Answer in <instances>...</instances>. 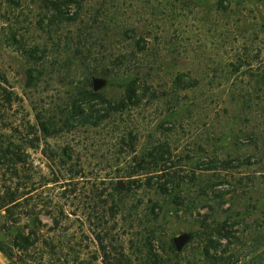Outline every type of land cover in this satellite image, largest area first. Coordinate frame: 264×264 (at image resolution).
<instances>
[{"label":"rangeland","instance_id":"obj_1","mask_svg":"<svg viewBox=\"0 0 264 264\" xmlns=\"http://www.w3.org/2000/svg\"><path fill=\"white\" fill-rule=\"evenodd\" d=\"M78 1L80 15L105 17L107 25L88 27L80 47L70 38L79 22L65 19L75 0H0V185L34 203L45 236L53 226L47 212L63 206L55 233L62 240L76 233L80 246L56 253L54 264H101L103 256L82 214L87 209L64 203L63 188L43 184L42 176L65 173L67 164L91 178L122 174L130 162L117 153L116 136L128 118L137 124V148L167 142L180 176L176 186L166 183L169 195L146 187L124 192L115 232L133 262L264 264V0ZM142 46L127 57L129 72H149L165 95L148 102L146 95L129 117L96 127L62 126L84 80L118 99L127 71L113 66L112 54ZM178 74L194 85L169 91ZM94 77L103 80L97 89ZM92 103L104 107L97 98ZM41 123L58 130L47 135ZM16 158L22 162L14 167ZM114 181L124 190L123 178ZM6 222L0 210L2 242L13 233L2 229ZM180 233L188 238L176 249Z\"/></svg>","mask_w":264,"mask_h":264},{"label":"trees","instance_id":"obj_2","mask_svg":"<svg viewBox=\"0 0 264 264\" xmlns=\"http://www.w3.org/2000/svg\"><path fill=\"white\" fill-rule=\"evenodd\" d=\"M72 1V0H69ZM80 2L75 0L77 9L72 16H66L67 20H77L79 23L78 29L70 36L77 47L86 44V35L89 33L86 29L104 28L106 31L107 25L105 17H95L80 15ZM80 15V16H79ZM99 20V21H98ZM116 41L121 42L124 37V31L118 26L116 27ZM89 36V34H88ZM137 44V43H136ZM138 47V45H137ZM130 50L129 53L123 50L112 54L115 63L113 66L122 67L125 73L126 80L122 84L123 90L121 96L116 99L105 98L100 92L93 91L90 88L89 80H84V85L78 90L79 99L72 102L70 114L65 117L62 126L69 127H96L103 120L113 121L124 114L130 116V111L141 105V100L147 95L145 101H149L154 97L165 95V91L161 89L160 93H156V84L150 81L149 72L140 74V70H132L129 65H126V59L129 55H135V51ZM114 49V48H113ZM113 49H110L111 51ZM136 69V68H135ZM151 69V68H150ZM150 69H147V71ZM135 71V72H134ZM106 76L110 73L108 67L99 70ZM150 79V80H149ZM192 83V82H191ZM172 84L169 91L175 89H185L194 84L184 80L180 74L176 75L170 81ZM158 85V84H157ZM92 98H97V101L104 104V107L95 108L93 103L89 104ZM149 98V99H148ZM6 103H10L8 95L2 98ZM169 106V104H167ZM175 106H171L173 108ZM127 119V118H126ZM136 122L133 118H128V123L123 126V129L117 133L116 143L118 147L117 153L123 154V157H128L130 163L125 166V171L122 174L112 176L91 178L84 174L82 170H76L73 164H67L65 173L51 171V178L42 176L43 184L54 183L62 187L61 197H64V203L73 202L78 209H87L82 212L91 229L93 242L96 249L100 250L103 260L101 264H135L133 260L125 252L124 246L120 241L115 228L119 223V210L121 208L120 201L124 196V192L134 190L139 187L153 188L160 194H170L165 187L166 183L171 185L180 182L179 174L173 171L175 160L171 158V151L167 142H155L137 148ZM41 131L47 135L54 134L58 130L53 126H47L46 123H41ZM124 149V150H123ZM14 164L22 162L19 158L12 159ZM59 162L65 163L64 160ZM53 162L51 166L53 167ZM203 169V166L199 167ZM120 169V168H118ZM208 169V168H207ZM121 177L124 181V190L116 186L115 178ZM22 196L16 192V189H5L4 185H0V210L5 212L6 224H2V229L9 230L13 227V233H9V242L0 241V252L6 257L7 261L4 264H54V255L64 254L65 256L77 253V248L80 243L75 240L76 233L72 234L71 238L62 240L55 231L59 218L65 216L64 208L61 204L51 207L47 212V216L51 218L53 226H48L47 233L49 236L43 235L42 228L46 224L41 223L37 217L38 212L35 209L34 203L29 204ZM76 200L74 202L73 200ZM71 201V202H70ZM51 204V200H47ZM48 204V205H49ZM161 207L157 201H154L153 206ZM23 217L31 218L29 222H21ZM21 222V223H20ZM222 227H218L220 231ZM53 231V232H52ZM81 232V231H80ZM116 233V236L115 234ZM79 237L89 241L88 233H80ZM92 238V237H91ZM86 245V244H85ZM15 251V252H14ZM47 254V260L43 262V255ZM71 259L70 263L74 261ZM67 262L68 259H67ZM90 263V261H88Z\"/></svg>","mask_w":264,"mask_h":264},{"label":"water","instance_id":"obj_3","mask_svg":"<svg viewBox=\"0 0 264 264\" xmlns=\"http://www.w3.org/2000/svg\"><path fill=\"white\" fill-rule=\"evenodd\" d=\"M103 84V80L101 78L94 77L92 79V88L97 89ZM188 234L180 233L177 236L173 237L172 241L176 249L181 248L182 244L187 240Z\"/></svg>","mask_w":264,"mask_h":264},{"label":"crops","instance_id":"obj_4","mask_svg":"<svg viewBox=\"0 0 264 264\" xmlns=\"http://www.w3.org/2000/svg\"><path fill=\"white\" fill-rule=\"evenodd\" d=\"M7 259L6 257L0 252V264L6 263Z\"/></svg>","mask_w":264,"mask_h":264}]
</instances>
